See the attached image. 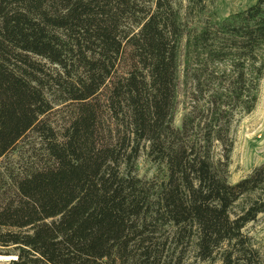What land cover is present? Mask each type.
Wrapping results in <instances>:
<instances>
[{"label":"trees","instance_id":"trees-1","mask_svg":"<svg viewBox=\"0 0 264 264\" xmlns=\"http://www.w3.org/2000/svg\"><path fill=\"white\" fill-rule=\"evenodd\" d=\"M263 78L264 0L194 32L172 0H0L2 264H184L192 246L264 264L244 233L264 215V164L228 181L233 120ZM32 139L31 161L4 160ZM142 152L161 178L139 179Z\"/></svg>","mask_w":264,"mask_h":264},{"label":"rangeland","instance_id":"rangeland-1","mask_svg":"<svg viewBox=\"0 0 264 264\" xmlns=\"http://www.w3.org/2000/svg\"><path fill=\"white\" fill-rule=\"evenodd\" d=\"M172 1L174 6L181 11L186 30H191V32L195 30L200 31L210 22L224 20L233 14L247 10L256 2V0H209L202 9L201 7H196V5H190L188 0ZM184 45L181 49L183 55L182 61L185 54ZM259 92L260 95L256 109L250 114L244 112L237 113L233 120L230 135L233 140V152L229 161L230 169L228 177V181L232 184L240 182L257 167L264 164V78L261 81ZM179 94L178 113L174 122L177 128L182 126L183 117L190 110V103L193 97L191 83H187L184 76L181 77ZM64 115L57 112L51 114L50 121L57 129L63 127L64 120L61 119L64 118ZM26 142L20 156L15 154L4 159L11 160V166H15L13 168H17L18 163L21 162L23 157L31 161L32 158L29 156L34 154L33 146L38 144V142L34 139L30 140L33 143L32 145H29V141ZM214 152L217 159L224 155L222 147L219 144L215 145ZM141 154L136 167L139 179L154 180V178H161L164 175L165 168H159V166L153 164L146 152H142ZM244 233L250 239L255 250L261 254L264 261V215H260L255 222L248 224ZM185 256L184 264H209V262L200 260L195 246L190 247ZM10 260L11 258L0 257V264ZM216 264H222L221 260H218Z\"/></svg>","mask_w":264,"mask_h":264}]
</instances>
